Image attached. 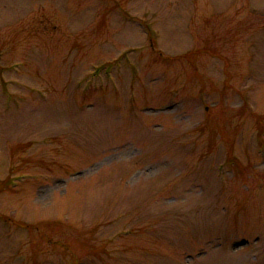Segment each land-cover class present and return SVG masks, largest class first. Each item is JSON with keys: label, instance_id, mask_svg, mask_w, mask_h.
Here are the masks:
<instances>
[{"label": "rangeland", "instance_id": "374dc122", "mask_svg": "<svg viewBox=\"0 0 264 264\" xmlns=\"http://www.w3.org/2000/svg\"><path fill=\"white\" fill-rule=\"evenodd\" d=\"M0 264H264V0H0Z\"/></svg>", "mask_w": 264, "mask_h": 264}, {"label": "flooded vegetation", "instance_id": "af4514ba", "mask_svg": "<svg viewBox=\"0 0 264 264\" xmlns=\"http://www.w3.org/2000/svg\"><path fill=\"white\" fill-rule=\"evenodd\" d=\"M1 70H2V68H1Z\"/></svg>", "mask_w": 264, "mask_h": 264}]
</instances>
